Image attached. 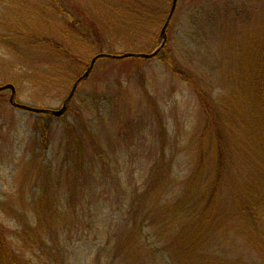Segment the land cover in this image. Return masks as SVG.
Instances as JSON below:
<instances>
[{
  "label": "trees",
  "instance_id": "1",
  "mask_svg": "<svg viewBox=\"0 0 264 264\" xmlns=\"http://www.w3.org/2000/svg\"><path fill=\"white\" fill-rule=\"evenodd\" d=\"M160 1L140 0L136 3L127 0L125 15L135 22L137 18L141 21L142 17L135 12L139 8L144 13V22L140 25L146 26V16L150 9L158 11L155 4ZM47 2H51L52 7L57 5L55 0ZM175 11L165 30V45L161 51L154 58L129 60L134 63L157 60L171 78L178 79L195 94L198 118L190 146L184 151L194 154L190 159L193 163L191 172L180 184L179 196L174 197L177 192L176 184H173L175 176L161 152L140 188L131 191L126 204L117 209V219L111 218L106 223L110 225L106 240L96 252L90 250L87 264H264L263 35L249 42L244 28L240 30L245 42L242 45L237 39L241 33L237 25L229 23L227 38L221 36L217 42L216 34L211 43H217L211 47L209 44L207 53H202L201 48L198 49L201 56L194 53L192 59L184 55L176 57L166 46L167 30ZM20 15L19 30L29 31L23 21L29 20L31 25L30 12ZM66 15L63 13L62 16ZM220 20L224 24L228 18L223 16ZM67 26L87 40L82 25L70 22ZM4 31L9 35L0 33L2 49H8L10 56H14L15 51L21 53L23 42H16L18 38L13 42L11 27ZM160 33L155 46L158 40L161 41ZM196 36L205 35L197 33ZM29 37L31 43L33 40L43 43L53 55L61 57L62 62L67 57L64 64L73 55L58 40ZM97 40L96 51L100 55L105 41L100 37ZM204 41L199 47H203ZM236 46L239 50H235ZM68 63L73 62L68 60ZM49 64L54 67L51 62ZM22 65L18 61L0 65L2 81L11 83L7 80L9 74L27 71L25 65L19 69ZM12 85L16 89V85ZM215 91L217 93L212 95ZM71 101L62 118L70 114ZM40 115L51 117L50 114ZM72 120L76 125L64 126L60 150L48 157L46 153L52 147L50 129L40 120L35 123L23 181L29 183V196L33 189L36 193L29 199V207L19 200L18 208L8 206L10 211L3 210L11 215L16 227L14 231H8L0 223V264H70L68 250L71 241L75 242L72 234H68L73 227L70 215L75 214V198L85 199L89 189L94 191L93 186L101 178L95 171L108 174L115 186H125L124 194L131 185L130 176L123 182L120 172L117 174L116 171L124 163L127 149H131L125 145L127 137L123 138L120 133L122 140L113 139L109 135L112 132L108 133L105 126L98 127L102 133L93 135L83 124V119L79 121L78 115ZM125 175L130 174L124 172ZM61 190L68 196L65 206L57 204ZM1 203L0 209L3 208ZM27 211L29 219H24ZM60 230L68 234L65 241L61 239L62 232L58 233ZM10 239L15 241V246Z\"/></svg>",
  "mask_w": 264,
  "mask_h": 264
},
{
  "label": "rangeland",
  "instance_id": "2",
  "mask_svg": "<svg viewBox=\"0 0 264 264\" xmlns=\"http://www.w3.org/2000/svg\"><path fill=\"white\" fill-rule=\"evenodd\" d=\"M125 1L55 0L57 5L52 7L47 0H0V33L9 35L4 30L11 27L13 42L14 38H18V43L23 42L21 53L15 51L14 56H10L9 50L2 49L0 45V65L6 66L18 61L23 64L19 69L24 65L27 69L9 74L7 80L11 83L2 81L3 76L0 74V87L12 83L16 85L12 102L10 91L0 92V202L3 207L0 209V223L8 231H14L16 226L11 215L3 213V210L10 211L8 206L18 208L19 200L27 205L32 194L36 193L33 189L29 196V183L23 181V177L29 165V144L37 120L50 129L52 147L47 151V157L60 150L63 128L70 124L75 126L72 118L77 115L93 135L102 133L98 127L105 126L108 133L112 132L110 137L122 140L121 133L123 138L127 137L125 145L131 147L127 149L129 152H125L124 163L120 165L122 168H115L117 174L120 172L123 182L130 176L132 182L126 195L122 192L125 186H115L108 174L98 173L97 170L95 175L99 174L101 178L93 186L94 191L90 192L89 189L85 199L75 198L77 207L75 214L70 215L73 227L68 233L75 240L71 241V249L68 250L70 264H87L90 250L96 252L106 240L105 234L110 230V225L106 223L111 218L117 219V209L126 204L131 191L140 188L149 175L147 171H150L161 152L164 161H167L165 164L171 165V172L175 176L173 184H176L177 192L174 197L179 196L180 184L191 172L193 164L190 159L194 154L184 151L190 146V137L198 118L196 96L181 81L171 78L155 59L145 63H134L129 59L98 60L88 78L77 85L73 95L75 99L70 100L69 104L71 112L63 118L42 116L19 108L25 106L37 110H60L74 82L86 72L91 59L97 55L98 37L105 41L102 43L103 53L112 56L148 55L161 45L160 40L156 46L155 43L170 13L172 0L156 3L155 9L158 6V11L150 9L146 16V26L140 25L144 22V13L139 8L135 12L142 17L141 21L137 18L135 22L125 15ZM139 1L135 0L136 3ZM176 4L166 41V46L173 50L176 57L184 55L192 59V54L199 55L198 49L201 48L204 50L202 53H207L216 34L217 42L221 36L227 38L229 23H235L239 31L245 28L243 32L249 37V42L255 38L258 40L262 35L264 39V0H178ZM29 12L31 25L29 20L23 21L29 31L19 30L20 14L29 15ZM63 13L67 15L63 17ZM223 16L228 18L224 24L220 20ZM215 20L219 21L215 23ZM70 22L82 25L87 40L81 39L75 30H69L67 23ZM129 24L132 26L128 27ZM243 32L237 37L242 45L245 43ZM197 33L205 36L197 37ZM29 36L58 40L70 49L73 57H68L64 64L67 57L62 62V58L53 55L43 43L34 40L31 43ZM203 39V47H199ZM235 50H239V47L236 46ZM68 60L73 63H68ZM120 123L122 125L119 127ZM124 172L130 175L123 176ZM60 192L57 204L65 206L68 196L64 190ZM25 214L24 219H29V211ZM68 234L62 232L61 239L65 241L69 238ZM10 240L15 246V241ZM26 257L29 258V254Z\"/></svg>",
  "mask_w": 264,
  "mask_h": 264
},
{
  "label": "water",
  "instance_id": "3",
  "mask_svg": "<svg viewBox=\"0 0 264 264\" xmlns=\"http://www.w3.org/2000/svg\"><path fill=\"white\" fill-rule=\"evenodd\" d=\"M176 1L177 0H173V3H172V7H171V10H170V13H169V16L161 30V37L163 38V41L161 43V45L159 46L158 49H156L153 53L149 54V55H131V54H125L123 56H109V55H105V54H100L98 56H95L91 62H90V65L88 67V70L81 76L79 77L76 82L73 84L72 86V89L69 93V96L68 98L66 99V101L70 100V98L72 97L74 91L76 90V87L78 85V83L80 81H82L83 79L87 78L88 75H89V72L91 71V69L93 68V65L95 64V62L98 60V59H103V58H108V59H126V58H132V57H139V58H144V59H148V58H152L154 56H156L158 54V52L162 49V47L164 46V43H165V37H164V33H165V29L167 27V24L171 18V15L175 9V4H176ZM6 90H9L11 92V97H10V102H12V97L14 96L15 94V89L12 85H5L3 87H0V92L2 91H6ZM25 111H28V112H31V113H36V114H44V113H50L52 116L54 117H60L64 112H65V105L62 106V108L58 111H51V110H37V109H32L30 107H19Z\"/></svg>",
  "mask_w": 264,
  "mask_h": 264
}]
</instances>
